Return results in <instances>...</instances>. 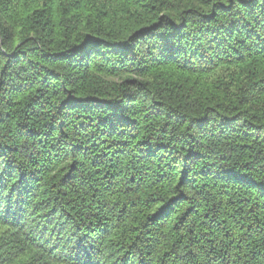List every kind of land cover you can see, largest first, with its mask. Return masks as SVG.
<instances>
[{"label":"trees","instance_id":"trees-1","mask_svg":"<svg viewBox=\"0 0 264 264\" xmlns=\"http://www.w3.org/2000/svg\"><path fill=\"white\" fill-rule=\"evenodd\" d=\"M0 264H264V0H0Z\"/></svg>","mask_w":264,"mask_h":264}]
</instances>
